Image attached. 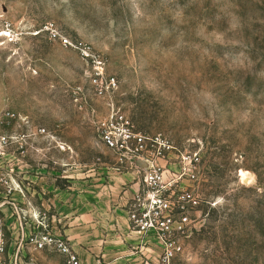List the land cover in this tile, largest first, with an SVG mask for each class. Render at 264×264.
<instances>
[{
	"label": "rangeland",
	"instance_id": "374dc122",
	"mask_svg": "<svg viewBox=\"0 0 264 264\" xmlns=\"http://www.w3.org/2000/svg\"><path fill=\"white\" fill-rule=\"evenodd\" d=\"M46 23L102 62L109 96L92 83V59ZM110 103L156 140L134 159L141 175L154 157L177 190L166 195L194 198L173 210L185 232L159 264H264V0H0V114L30 123L2 128L29 135L6 149L16 181L26 182V152L38 168L41 147L49 167L61 154L81 169L123 163L98 137Z\"/></svg>",
	"mask_w": 264,
	"mask_h": 264
},
{
	"label": "crops",
	"instance_id": "0c3cea01",
	"mask_svg": "<svg viewBox=\"0 0 264 264\" xmlns=\"http://www.w3.org/2000/svg\"><path fill=\"white\" fill-rule=\"evenodd\" d=\"M30 152H26L22 163L25 197L16 192L4 197L6 189L0 185V202L11 195L24 212L43 215L49 228L46 231L55 238L67 239L79 264H159L163 242L154 232L133 230L128 218L133 198L143 188L141 161L131 156L123 163L89 164L81 169L75 163H64L61 154L54 157L53 167H49V159L53 157L47 148L41 147L40 162L35 168ZM25 198L32 209L25 204ZM10 216V206L1 205L0 221ZM24 220L32 223L27 216ZM7 221L6 251L2 258L11 256L18 248L19 264H63L64 256L51 245L36 249L32 242L24 241L18 246V223L13 218L10 223ZM28 222H25L27 235L31 228Z\"/></svg>",
	"mask_w": 264,
	"mask_h": 264
},
{
	"label": "built area",
	"instance_id": "2783aa9c",
	"mask_svg": "<svg viewBox=\"0 0 264 264\" xmlns=\"http://www.w3.org/2000/svg\"><path fill=\"white\" fill-rule=\"evenodd\" d=\"M43 27L51 39L57 40L65 47L77 49L86 60L89 58L92 59L93 70L90 73L92 83L100 86L105 83L107 90H99V92L103 93L105 96H109L111 91L108 89H111L115 85L114 79H106L104 77L102 62L95 59L90 54L88 46L79 41H72L67 36L62 35L52 23H46ZM110 108L109 114L98 121V137L107 148L118 154L120 161L131 156L136 157L137 155H141V150L144 148L143 146L146 141L156 143V140L153 138L133 132L128 119L123 113L115 109L112 103H110ZM29 124L27 118L15 112L7 111L0 114V185L5 187L6 194L16 192L20 196L25 197L23 183L16 181L13 177V174H15L14 168L12 166L9 168L4 167L3 164L14 159V155H12V153L7 154L6 149L15 143H18V145L22 147V143L29 135L28 133L19 134L16 131L8 133L2 131V128L9 126L12 127L13 130H16V128L29 127ZM44 132L45 130L43 128H36L33 133L35 135H42ZM22 149L21 152H24L25 146ZM5 155H8L10 158ZM5 160L6 162H4ZM147 162L148 168L141 175L143 188L141 192L134 196L133 202L128 210V218L133 230L143 233L151 231L156 234L164 245L162 258L164 261H169L172 255L180 249L175 235L185 232L184 218L182 221L177 220L173 214V210L177 207L178 209L184 210L187 203L195 202L192 195L184 191L175 198H172L171 195H166V192L170 191V194H172L177 191L176 188L171 183L165 182L164 171L162 167L157 164L154 157L148 158ZM5 168H7L6 174H11L10 178L6 179L2 175V171ZM4 204L11 207L13 219L18 223L20 231L18 246L24 241L32 242L36 249L51 245L63 254L64 264H79L77 255L72 250L67 239L55 238L49 231H43L44 233L30 232L28 235L26 234L23 224V220L26 216L27 219H30V221L34 222L37 226L47 229L43 217L40 218V215L34 212H24L18 202L11 198V195L9 198L1 200L0 206ZM25 204L29 208L32 207L31 203L26 198ZM5 251V223L4 221H0V264H19L18 248L11 256L2 258Z\"/></svg>",
	"mask_w": 264,
	"mask_h": 264
},
{
	"label": "bare ground",
	"instance_id": "6f19581e",
	"mask_svg": "<svg viewBox=\"0 0 264 264\" xmlns=\"http://www.w3.org/2000/svg\"><path fill=\"white\" fill-rule=\"evenodd\" d=\"M241 176L244 177V173H241Z\"/></svg>",
	"mask_w": 264,
	"mask_h": 264
}]
</instances>
